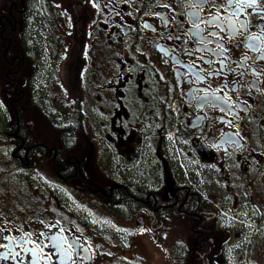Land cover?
Listing matches in <instances>:
<instances>
[{
  "label": "flooded vegetation",
  "instance_id": "flooded-vegetation-1",
  "mask_svg": "<svg viewBox=\"0 0 264 264\" xmlns=\"http://www.w3.org/2000/svg\"><path fill=\"white\" fill-rule=\"evenodd\" d=\"M261 5L0 0V264H264Z\"/></svg>",
  "mask_w": 264,
  "mask_h": 264
},
{
  "label": "snow or ice",
  "instance_id": "snow-or-ice-1",
  "mask_svg": "<svg viewBox=\"0 0 264 264\" xmlns=\"http://www.w3.org/2000/svg\"><path fill=\"white\" fill-rule=\"evenodd\" d=\"M204 3H205V0H196V3L193 5L192 0H188L189 7L200 8L204 5ZM226 3H227V7L224 8V11L227 12V17H226L227 28L224 27V19L225 18L222 17L219 13H214L212 15L211 19H208L206 22L211 27L219 26L220 32H228L232 35L245 33L247 31V23L245 20H241L239 18L240 12L245 8L255 9L256 6L258 5V0H226ZM164 7H168V5H164ZM261 7H264V5H261ZM191 16H192V21H193V27L196 29V31H194L192 33V35L198 39L206 40L208 44L213 43L212 39H209V38L202 36V31L200 29V25L202 22H204V18H202L198 12L191 13ZM233 17H236V19H233ZM260 18L264 19V13H260ZM165 23H167V20L165 21ZM209 37H214L217 42L215 43V47H213V48H207L206 47L205 50L208 53L215 55L217 57L222 56V54L227 51V48L225 47V45L219 43V40L221 39L219 34L214 33V32H210ZM250 39L252 41H255L258 38L255 35H253ZM249 47L252 49H256L258 51H264L262 49H259L255 43L249 44ZM227 59L228 58L226 56H224L223 60H221V66L222 67L224 66V61H226ZM261 59H264V56H262ZM208 62L210 63L211 61H208ZM194 75H196V73H194ZM257 79H259V77H257ZM227 87H228L227 84H225L224 89H220V91H225L227 89ZM225 95H227V91H225ZM229 99H230V97H229ZM229 110H231V109H229ZM241 110H244V109L242 108ZM228 139L231 141L234 138L229 137ZM0 232H3V229H0ZM0 239H3V237L0 236ZM50 239L53 243V247H56L57 242H58V237L52 236V237H50ZM12 243H13V241H9V245H11ZM25 243H28V241H22L21 243L16 244V247H19L21 249V251H23V252H31L32 256L38 260L39 256H38L37 252L33 251L32 249L25 248L23 246ZM9 245H4V244L0 243V248L9 247ZM36 247L39 248L40 246L36 245ZM61 247H62V245H61ZM11 253H12V249H11V247H9V252L0 254V260L7 261L10 258L11 259H22L18 252L15 253L14 255H11Z\"/></svg>",
  "mask_w": 264,
  "mask_h": 264
},
{
  "label": "trees",
  "instance_id": "trees-1",
  "mask_svg": "<svg viewBox=\"0 0 264 264\" xmlns=\"http://www.w3.org/2000/svg\"><path fill=\"white\" fill-rule=\"evenodd\" d=\"M5 68H6V63L1 58V55H0V74H1V76H2V73L4 72Z\"/></svg>",
  "mask_w": 264,
  "mask_h": 264
},
{
  "label": "rangeland",
  "instance_id": "rangeland-1",
  "mask_svg": "<svg viewBox=\"0 0 264 264\" xmlns=\"http://www.w3.org/2000/svg\"><path fill=\"white\" fill-rule=\"evenodd\" d=\"M64 35H65V37L67 36L66 33H64ZM63 38H64V37H63ZM62 40H63V43H67V45H68V41H67L66 38H64V39H62ZM258 246H259V245H258ZM255 247H256V246H255ZM255 247L252 248V251H253V252H255ZM245 259H246V258H245L244 256H242V261H241V262L244 263V262H245ZM232 263H234V262H232V261L230 260V264H232Z\"/></svg>",
  "mask_w": 264,
  "mask_h": 264
}]
</instances>
